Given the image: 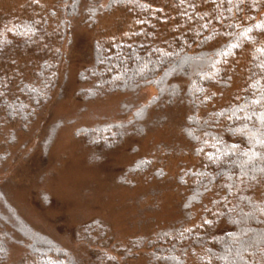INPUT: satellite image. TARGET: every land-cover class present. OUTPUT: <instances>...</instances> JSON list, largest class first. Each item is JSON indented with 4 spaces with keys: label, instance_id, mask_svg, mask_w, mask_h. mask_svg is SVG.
Returning a JSON list of instances; mask_svg holds the SVG:
<instances>
[{
    "label": "trees",
    "instance_id": "16d2710c",
    "mask_svg": "<svg viewBox=\"0 0 264 264\" xmlns=\"http://www.w3.org/2000/svg\"><path fill=\"white\" fill-rule=\"evenodd\" d=\"M115 14L113 26L92 42L73 94L65 91L61 46L72 24L92 29ZM152 89L157 95L143 104V91ZM63 93L83 106L121 99L110 116L118 122L103 121L82 133L92 147L104 136L109 150L127 137H141L162 110L185 109L180 136L193 164L177 176L174 215L163 230L132 242L141 254L120 250L121 258L264 264V0H61L56 10L28 2L20 13L2 16L0 126L33 124ZM150 164L135 160L124 175L150 177ZM105 233L106 226L95 221L84 239L101 240ZM11 238L0 233V264ZM41 241L25 244L23 259L30 261L18 264L84 263L59 243Z\"/></svg>",
    "mask_w": 264,
    "mask_h": 264
},
{
    "label": "rangeland",
    "instance_id": "374dc122",
    "mask_svg": "<svg viewBox=\"0 0 264 264\" xmlns=\"http://www.w3.org/2000/svg\"><path fill=\"white\" fill-rule=\"evenodd\" d=\"M28 2L56 10L61 0H0V18L20 13ZM116 18L115 14L98 20L92 29L72 24L70 38L61 46L60 81L67 73L65 91L73 94L76 75L89 61L92 42ZM144 91L143 104L157 95L154 89ZM55 98L33 124L0 126V189L4 194L0 208L6 209L0 215V233L12 235L6 242L9 256L4 264L30 261L23 259L22 247L28 242L43 244L42 238L59 243L83 264H140L143 259L131 257L143 251L136 252L132 242L169 225L178 203L177 176L193 164L180 136L185 109L162 110L158 119L147 124L143 136L127 137L109 150L103 147L104 136L92 147L82 133L103 121L118 122L110 116H115L120 98L106 97L86 106L75 104L64 93ZM138 159L151 161L152 176L124 175ZM95 221L106 226L105 237L99 240L93 235L86 241L84 232ZM21 240L25 241L22 247ZM120 250L131 257L121 258ZM187 261L198 264L192 256Z\"/></svg>",
    "mask_w": 264,
    "mask_h": 264
}]
</instances>
